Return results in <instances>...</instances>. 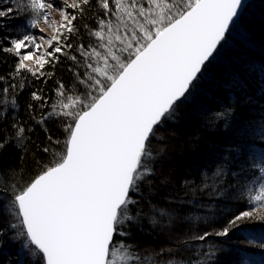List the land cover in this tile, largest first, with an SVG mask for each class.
<instances>
[{
    "label": "snow or ice",
    "instance_id": "6c2138e0",
    "mask_svg": "<svg viewBox=\"0 0 264 264\" xmlns=\"http://www.w3.org/2000/svg\"><path fill=\"white\" fill-rule=\"evenodd\" d=\"M8 4L9 0H0V26L5 20L20 18L21 9ZM84 5H90V0H74L70 6L65 0V7L82 9ZM96 5L102 17L88 33L95 41L75 46L79 58L68 56L74 62L70 70L77 88L57 81L54 104L38 92L31 94L45 109L39 119L33 115L47 141L40 151L51 153L52 159L38 165L27 180L23 175L17 180L16 169L0 163V243L13 230L11 239L22 240L28 253L27 259L18 254L16 264H173L171 248L144 255L135 238L143 231L146 218L157 226V213L170 223L179 219V209L171 204L170 211L152 204L154 193L158 194L156 165L167 159L163 150L153 152L152 142L163 140L158 133L182 118L180 106L195 96L194 89L208 65L226 55L230 38L238 37L241 47L252 39L245 0H96ZM29 7L45 22L49 10L64 13L60 27L47 41L51 51L36 56L41 45L31 34L0 39L10 40L8 51L20 57L16 72L42 76L43 71H34L24 61H34L42 70L59 60L57 53L67 56L65 49H73V44L65 43L69 36L64 33L78 31L77 16H69L53 0H27L23 10ZM28 24L35 27L37 19ZM30 45L32 50L22 51ZM241 67L249 71L247 62H241ZM259 71L264 73V65ZM230 74L233 90L247 96L239 70ZM8 91L0 87V112ZM16 103L12 100L13 107ZM252 104L251 98L243 104L235 100L221 111L203 113L208 126L217 121L223 124L233 142L214 162V170H205L206 182L195 192L225 198L233 195L230 178L239 181L248 166L241 138L251 133L264 139V105L253 108ZM29 108L35 113L34 105ZM243 109H248L247 116ZM49 123L63 125L62 142L52 136ZM13 127L15 136L0 140V152L9 142L21 150L27 147V129L15 122ZM57 146L60 151L54 152ZM250 167L259 175L255 178L258 187L245 185L249 202H260L264 209V152L252 155ZM184 183L191 187V182ZM255 211H241L222 229L204 231L190 240L227 236ZM166 251L170 254L167 260L155 258H162ZM213 252L210 249L201 255L211 258Z\"/></svg>",
    "mask_w": 264,
    "mask_h": 264
},
{
    "label": "trees",
    "instance_id": "16d2710c",
    "mask_svg": "<svg viewBox=\"0 0 264 264\" xmlns=\"http://www.w3.org/2000/svg\"><path fill=\"white\" fill-rule=\"evenodd\" d=\"M26 2L27 0H9L7 6L21 9L20 18L5 20L3 26H0V37L6 35L16 39L23 38L25 34L34 35L36 27H30L28 21L36 18L38 24L42 19L36 17L30 7L27 11L23 10ZM66 11L69 16H77L74 24L78 31L64 33L69 36L65 43H72L73 49H65L67 56L57 53L59 60L46 64L42 70L39 67L34 70L43 71L42 76L23 70L16 72L20 57L14 51H8L11 48L10 40L0 39V87L9 89L4 94L5 107L0 112V140H11L15 136L14 122L23 125L27 129L25 134L30 137L25 149L21 150L9 142L0 152V163L5 168L16 169L17 180L20 175L25 180L29 179L38 171V165L46 164L52 159L51 153L44 154L40 151L47 141L45 131L35 124L33 115L39 119L45 109H41L40 102L34 101L31 94L38 92L54 104L57 81L70 89H76L77 84L70 70L74 62L68 56L77 55L79 58V53L74 51L75 46L81 43L88 46L90 40L96 39L88 35L89 31L97 28L102 17L96 0H90V5H84L82 9L66 7ZM245 19L251 29L252 39L241 47L237 43L238 37L230 38L231 47L226 50V55L208 65L204 78L194 89L195 96L180 106L182 118L177 122H169L158 133L164 137L163 140L152 142L154 153L163 150L167 156L166 160L156 165L158 194L154 193L152 204L158 209L169 211L171 204L172 208L179 209V219L170 223L168 217H160L157 213L158 224L155 227L148 223V218L144 220L143 231L137 232L135 237L144 255L159 252L161 248H171L173 264H261L264 258V247L260 246L264 244V210L259 207V202H249L250 197L245 188L246 184L258 187L255 178L259 172L250 165L252 155L264 149L260 137L249 133L241 138L248 166L239 181L230 178L233 185L230 191L233 195L227 198L214 197L207 192L200 195L194 191L197 186L206 182L205 170H214V162L221 158L233 142L223 124L217 121L215 125L208 126L207 117L203 113L221 111L235 100L243 104L249 98L253 101V108L264 105V93L261 92L264 89V73L259 71L261 65H264V0L250 2L246 7ZM85 24L88 25L87 29L84 28ZM241 62H247L249 71L246 72L241 67ZM237 70L247 96L232 88L230 73ZM80 90H83L82 86ZM12 100L17 101L14 107ZM29 104L34 105L35 113L29 108ZM241 111L243 115H248V109ZM48 128L54 138L63 141L66 135L63 125L49 123ZM53 151L59 152V146L54 147ZM208 175H211L210 171ZM185 180L191 182V187L185 186ZM252 209H256L254 215L241 221L227 236L213 234L206 241L190 240L191 236L203 234L204 231L220 230L241 211ZM0 226H3L2 221ZM14 234L13 230H9L7 236L2 238L0 264H16L20 253H23L25 259L28 258L27 250L22 248V240L11 239ZM116 239L119 241L122 238ZM210 249L214 250L211 258L201 255ZM169 255L166 251L162 258H155L158 261L167 260Z\"/></svg>",
    "mask_w": 264,
    "mask_h": 264
},
{
    "label": "rangeland",
    "instance_id": "374dc122",
    "mask_svg": "<svg viewBox=\"0 0 264 264\" xmlns=\"http://www.w3.org/2000/svg\"><path fill=\"white\" fill-rule=\"evenodd\" d=\"M53 2L61 8H65V0H53ZM72 0H67V5H71ZM63 15L61 11H58L56 9L49 10V20L45 22L43 19L40 20V22L35 26L36 31L33 35L34 38H36L37 43L41 45L39 51L35 52L36 56L42 55L47 51H51L49 44L47 43L48 40L52 39L54 36L56 29L60 27L62 20H63ZM53 46H55V41L53 42ZM32 50V46L30 45L29 48L23 49L22 51H30ZM26 65L31 67L33 70L38 69V65L34 63V61H24ZM262 143H264V139H262ZM264 152V149H262L259 153ZM260 204V202H259ZM264 210V209H263ZM264 224V223H263ZM258 263V262H256ZM261 264H264V258L262 259Z\"/></svg>",
    "mask_w": 264,
    "mask_h": 264
},
{
    "label": "water",
    "instance_id": "95a60500",
    "mask_svg": "<svg viewBox=\"0 0 264 264\" xmlns=\"http://www.w3.org/2000/svg\"><path fill=\"white\" fill-rule=\"evenodd\" d=\"M252 1H254V0H245V8H246L247 5H248L250 2H252Z\"/></svg>",
    "mask_w": 264,
    "mask_h": 264
},
{
    "label": "bare ground",
    "instance_id": "6f19581e",
    "mask_svg": "<svg viewBox=\"0 0 264 264\" xmlns=\"http://www.w3.org/2000/svg\"><path fill=\"white\" fill-rule=\"evenodd\" d=\"M227 35V34H226Z\"/></svg>",
    "mask_w": 264,
    "mask_h": 264
}]
</instances>
